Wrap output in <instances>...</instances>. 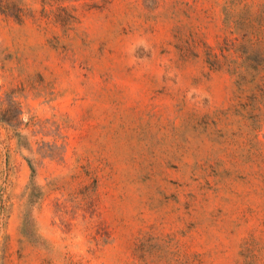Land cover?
Segmentation results:
<instances>
[{"label": "rangeland", "instance_id": "374dc122", "mask_svg": "<svg viewBox=\"0 0 264 264\" xmlns=\"http://www.w3.org/2000/svg\"><path fill=\"white\" fill-rule=\"evenodd\" d=\"M0 264H264V0H0Z\"/></svg>", "mask_w": 264, "mask_h": 264}]
</instances>
